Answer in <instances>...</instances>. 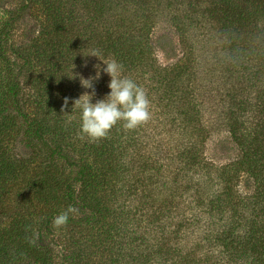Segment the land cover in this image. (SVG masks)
Wrapping results in <instances>:
<instances>
[{
	"label": "rangeland",
	"instance_id": "obj_1",
	"mask_svg": "<svg viewBox=\"0 0 264 264\" xmlns=\"http://www.w3.org/2000/svg\"><path fill=\"white\" fill-rule=\"evenodd\" d=\"M95 1L53 0L54 4H60L62 12L69 17L65 19L67 29L64 33L65 37H62V40L54 46L47 44L39 27L33 28L37 39L30 40L34 42L33 44L28 42L32 33L27 30L24 32L17 30L14 38L19 41L23 37L26 45L35 48L27 49L30 64L26 81L29 85L39 87L43 96L51 102L53 113L57 115L60 125L68 129V143L80 151L85 147V158L90 161L96 159L99 162L97 156H94L95 149L99 150L104 146L112 150L110 161L115 169L113 174L106 177L110 183L103 185L105 188L101 186L96 188L103 206L104 225L101 227L96 225L93 228L84 227L77 230L73 237L77 246L75 249L81 254L79 264H164L168 261L162 260V251L159 250V245H162L159 234L161 227H155L160 224L155 225L150 222L149 216L150 208L156 210L154 207H158L166 197L176 196V201L184 203H180V208L185 209L186 204L194 209L187 212L190 218L198 212H206L199 217L202 222L209 225L197 227L200 231L198 233L213 235L228 228L221 226L222 221H217L219 215H216L215 211H213L214 221L208 217L211 213L209 210L212 199L215 202L216 195L222 189L219 182L215 183L214 168L199 166L192 172L193 175L187 174L184 178L181 169H188V165L182 167L179 161L176 162L175 151L183 148L182 145L192 133L197 134L193 139L199 137L201 140L199 150L203 153L202 156H206L205 160L214 164L218 168L215 170L219 171L239 155L235 141L228 135V120L232 116H240L239 122L242 126L239 125V129L244 134L247 132L248 135H250L251 126L254 131L253 127L259 124L257 133L260 153L257 156V162L260 164L262 176L258 186L261 194L259 201L264 210V0H230V4L236 7L235 12L241 9H255V12H252L251 22L244 29L245 40L243 37L240 39V37L231 36L229 30L225 31L227 28H224L222 23L221 12L207 14L213 5L218 8L226 0H159V3L157 1V4H151L153 6L151 8L149 6V19L142 24L150 26L147 38L153 42L151 46L153 53L148 62L161 69L169 67L174 73L179 71L176 88H171L175 93L168 97L170 88L166 86L163 89L160 86L163 81L155 75L156 73H153L152 81L156 89L152 90L148 85L150 82L146 67L138 72L132 69L122 73L123 76L145 88L151 102V119L131 131L125 130L122 122H118L106 138L93 142L87 138H80L81 113L79 109H72V101L91 89L82 88L79 78H71L72 75L85 79L94 77L95 66L99 65L100 78L94 81L95 96L91 102L95 103L109 94L110 77L103 72L102 63L111 58L105 57L103 40H101L102 31L111 18L118 16L122 9H125L123 11L126 17L132 15L135 10L133 4L132 6L124 3L116 4L117 0H114L118 7L110 10V16L107 15L105 19L97 12L99 3L96 4ZM16 3L17 0H0V30ZM36 14L37 11H27L22 29L33 24L32 18L38 16ZM230 15L233 16L231 10ZM173 17L174 21L188 19L192 22H184L186 26L182 27L184 30L180 32L176 30V26H173ZM138 24L141 25V23ZM93 50L100 53L97 58L85 56ZM4 73V64L0 59V79H3ZM149 90H151V96H149ZM177 90H188L186 93L189 96V102L185 107L186 111L182 110L181 102L185 96L178 94ZM33 95L32 90L30 97ZM65 98H68L69 103L62 113L61 108ZM238 102L244 103L243 111H239L234 106ZM30 111L33 113L34 109ZM185 114L189 117L185 118L183 116ZM192 120L195 122L193 123ZM188 126L191 128H186ZM193 128L199 130L192 132ZM249 141H244V144L248 145ZM109 143L111 147L108 146ZM154 161L157 165L164 164L159 170L160 174H157L152 166L144 168L146 163L151 165ZM141 164L143 167H140ZM177 167L180 169V177L172 175ZM94 169L97 168L94 166ZM189 182L196 185L198 192H190L189 196L184 195L178 198L181 193L179 187H184ZM255 184L254 181L244 180L240 183L239 189L243 193L251 194L256 187ZM110 187L116 191L112 194L113 196H108ZM192 196H194L193 200H191ZM196 198L199 199L196 201ZM250 207L249 204L248 208ZM198 209L203 210L198 211ZM246 212L251 214V211ZM256 212L264 217L263 211L257 209ZM181 215L183 211L176 210V214L167 215L163 223L176 224ZM107 223H109L108 226ZM213 223L217 224L213 225ZM233 228L235 229L233 239H239V241L241 239V245L249 248L247 243H249V232L252 227L235 226ZM259 229L264 232V225ZM153 231H158V234ZM172 244H177L176 248H182L187 252L195 244V238L179 240L177 243L172 240L170 245ZM50 245L53 250H59L57 241L51 240ZM247 248L246 264L249 262L253 264L252 254ZM219 251L220 247L214 245L205 248L201 255L202 257L207 255L211 257V261L217 260L225 264L227 255ZM258 262L260 264V260ZM238 264H245V262Z\"/></svg>",
	"mask_w": 264,
	"mask_h": 264
},
{
	"label": "trees",
	"instance_id": "obj_2",
	"mask_svg": "<svg viewBox=\"0 0 264 264\" xmlns=\"http://www.w3.org/2000/svg\"><path fill=\"white\" fill-rule=\"evenodd\" d=\"M157 1L159 3V0H117L116 4L124 3L130 6L133 4L135 10L132 15L126 17L123 11L125 9H122L118 16L112 17L102 31L101 40H103L105 57L109 56L121 63L123 73L132 69L138 72L146 67L149 87L152 90L156 89V85H152L153 73H156L155 75L163 81L160 86L163 89L166 86L170 88L168 91L170 98L175 93L171 88H176L179 71L174 73L169 67L161 69L148 62L153 53V50L151 51L153 42L147 38L150 26L142 25L149 19V6L151 8L153 6L151 4H157ZM95 2L99 3V7L94 9L105 19L107 15L110 16V10L118 7L114 0H96ZM230 2L226 0L218 8L213 5L207 14L213 15L221 12L222 23L224 28H227L225 31L229 30L231 36L240 37V39L243 37L245 40L244 29L251 22L252 12H255V9H241L235 12L236 7ZM108 6L111 7L107 8ZM29 10L37 11L36 15L40 13L32 18L33 24L28 26V29H22L25 14ZM230 10L233 16L230 15ZM67 18L69 17L62 12L60 4H54L53 0H17L13 11L0 30V59L5 70L3 79H0L2 80V85H0V264H79L81 254L75 249L77 246L73 241L76 231L84 227L93 228L96 225L99 227L104 225L103 206L96 188L99 186L105 188L103 185L110 183L106 177L113 174L115 169L110 161L112 150L104 146L99 150L95 149L94 156H97L99 162L96 159L90 161L85 158V147L80 151L68 143V129L60 125L57 115L53 113L51 102L43 96L39 87L29 85L26 81L30 64L27 49L30 45H26L23 37L19 41L14 38L17 30L23 32L27 30L32 33V36H24H31L28 42L33 44L34 42L30 40H37L33 28L39 27L47 44L54 46L62 40V37H65L64 33L67 30L65 19ZM184 22L191 23L192 21L188 19L174 21V17L172 18L173 26H176V30L180 32L184 30L182 27L186 26ZM168 76L170 77L167 78ZM32 86L34 95L30 97ZM240 90L242 91V88ZM149 91V96H151V90ZM186 91L188 90L176 91L185 96L181 101L184 111L189 102ZM163 97L165 98V93ZM234 106L239 111L244 109L243 102H238ZM29 108L34 109V112L31 113ZM183 116L189 117L188 114ZM240 120V116H232L228 120V135L235 141L239 155L219 171L215 170L218 168L214 164L205 160L206 156H202L203 153L199 150L201 140L199 137L193 139L197 135L195 133H192L190 138L188 137L181 151L179 149L175 151L176 162L179 161L182 167L188 165V169H181L184 178L187 174H192L199 166L214 168L215 183L219 182L222 189L216 195V201L212 199V206L209 210L211 213L208 217L214 221L213 211H215L216 215H219L217 221H222L221 226L228 228L213 235L198 233L200 231L197 227L209 225L202 222L199 217L200 214L206 212H198L190 218L187 212L194 209L186 204L185 209L180 208V203H184L176 201V196L166 197L158 207H154L156 210L150 208V216L148 215L150 222L155 225L160 224L155 227H161L159 234L162 245H159V250L162 251V260L168 261L164 264H222L217 260L211 261V257L207 255L203 257L201 255L205 248L214 245L220 247L219 252L227 255L225 264L241 262L246 264L247 247L241 245V239L240 241L233 239L235 230L233 227L235 226L252 227L249 232V243H247L249 248L247 249H250L253 264H259L258 260L260 264H264V232L259 229L264 225V217L256 212L257 209L264 212L261 201H259L261 194L258 186L261 182L260 176H262L260 164L257 162V156L260 153L257 133L259 124L253 127L254 131L251 126L250 135H248L247 132L244 134L239 129V125L242 126ZM192 122L194 123L195 120ZM195 130L199 129L193 128L192 132ZM244 141H249V144H244ZM94 166L97 169H94ZM149 166L160 174L159 170L164 164L157 165L154 161L151 165L146 163L144 168ZM140 167H143V164ZM175 170L171 174L180 177V169L177 167ZM244 180L256 182V187L251 194L243 193L239 189L240 183ZM185 185L179 187L181 193L178 198L184 195L189 196L190 192H198L196 185L190 182ZM113 189L110 187L108 196L115 194L116 191ZM189 203L191 204L190 201ZM249 204L250 208H248ZM70 205L76 207L79 214L70 216L65 227L59 229L53 227V218ZM104 210L107 211V209ZM176 210L183 211L177 223L170 225L163 223L166 216L176 214ZM201 210L203 209H198V211ZM246 211H251V214ZM260 220L261 223H259ZM216 224L213 223V225ZM153 232L158 234V231ZM193 237L195 244L187 252L182 248H176L177 244L170 245L172 240L177 243L179 240ZM33 239L35 242L30 243L29 241ZM51 240L58 242L59 250L51 248Z\"/></svg>",
	"mask_w": 264,
	"mask_h": 264
},
{
	"label": "clouds",
	"instance_id": "obj_3",
	"mask_svg": "<svg viewBox=\"0 0 264 264\" xmlns=\"http://www.w3.org/2000/svg\"><path fill=\"white\" fill-rule=\"evenodd\" d=\"M100 53L93 50L85 56L98 57ZM103 72L110 77L108 84L109 94L95 103H92L95 96L94 81L100 78V66L96 65V75L94 77L73 76L71 79L79 78L80 85L85 91L79 98L72 101V109L80 110L81 126L80 138H87L89 141H97L106 138L111 129L118 122H123L122 127L125 130H134L147 123L151 119V102L148 98L145 88L138 85L134 80L125 77L123 65L115 59H110L102 63ZM75 65L73 64V69ZM68 98L64 99L61 112L68 106ZM79 210L76 207L68 206L64 211L53 218V227L59 229L65 227L69 217L78 215ZM34 243L35 240H30Z\"/></svg>",
	"mask_w": 264,
	"mask_h": 264
}]
</instances>
